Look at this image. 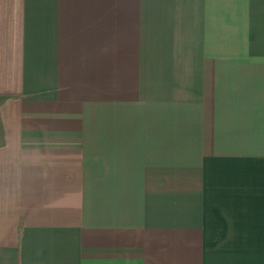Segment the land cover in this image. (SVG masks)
I'll use <instances>...</instances> for the list:
<instances>
[{
    "label": "crops",
    "instance_id": "0c3cea01",
    "mask_svg": "<svg viewBox=\"0 0 264 264\" xmlns=\"http://www.w3.org/2000/svg\"><path fill=\"white\" fill-rule=\"evenodd\" d=\"M0 264H264V0H0Z\"/></svg>",
    "mask_w": 264,
    "mask_h": 264
}]
</instances>
